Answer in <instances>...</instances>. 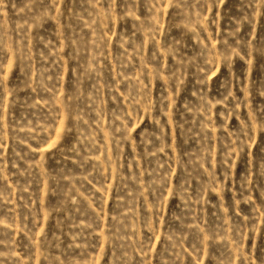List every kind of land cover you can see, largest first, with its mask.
<instances>
[{
	"label": "rangeland",
	"instance_id": "374dc122",
	"mask_svg": "<svg viewBox=\"0 0 264 264\" xmlns=\"http://www.w3.org/2000/svg\"><path fill=\"white\" fill-rule=\"evenodd\" d=\"M0 264H264V0H0Z\"/></svg>",
	"mask_w": 264,
	"mask_h": 264
}]
</instances>
